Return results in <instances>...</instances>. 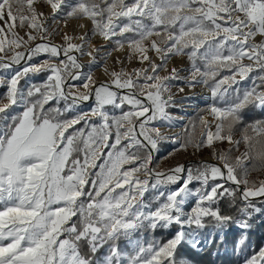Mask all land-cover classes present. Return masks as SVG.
<instances>
[{
    "label": "snow or ice",
    "instance_id": "1",
    "mask_svg": "<svg viewBox=\"0 0 264 264\" xmlns=\"http://www.w3.org/2000/svg\"><path fill=\"white\" fill-rule=\"evenodd\" d=\"M70 20L87 31L55 43ZM124 50L141 67L109 70ZM174 58L187 68L169 69ZM197 86L207 115L181 124L169 109ZM0 87V264H190L182 247L231 223L242 230L233 251L247 248L248 221L264 212V179H249L264 172V0H0ZM164 142L210 149L216 163L158 171ZM237 198L239 220L220 207ZM173 226L166 241L148 238ZM243 264H264V247Z\"/></svg>",
    "mask_w": 264,
    "mask_h": 264
},
{
    "label": "trees",
    "instance_id": "2",
    "mask_svg": "<svg viewBox=\"0 0 264 264\" xmlns=\"http://www.w3.org/2000/svg\"><path fill=\"white\" fill-rule=\"evenodd\" d=\"M46 76L47 73H41L34 76L30 75L32 78L31 81H21V83L26 86L32 83L39 84L46 79ZM206 107L207 105L198 108L195 113L188 116L184 124H187L189 121H195L199 115H204L205 112H201V110ZM177 110L178 109L176 108L172 109L174 113H178ZM259 115L260 114L258 113L253 114L250 118H258ZM161 146L164 149H167L169 144L162 143ZM227 148L228 147L226 146H222L221 150H225ZM189 150L192 149H188L187 151L181 150L180 152L185 153ZM208 152L210 155L212 154V150L208 149ZM179 163L186 164L187 162H184L183 160ZM198 163H200V161H192L188 165H195ZM262 178H264V172H253L249 177L250 180L257 182H259ZM196 186L198 185H192V187ZM237 196L239 197V193ZM254 203H257L258 206L264 208V198H258L254 201ZM192 205V202L189 203L186 206V210L190 209ZM241 206L242 201L239 198H237L235 202V207H233L232 203H230L228 199H224L220 202L222 213L233 216L235 220L243 218L238 211ZM248 222L250 224V228L247 231V248L243 253L237 254L233 251L234 241L241 237L242 230L238 228L235 223H231L220 232H216L211 227L204 230L199 235V239L201 241L200 245L192 247L190 244H185L180 251V256L186 261H190V264H243V260L245 258L257 253L260 248L264 247V212L254 214ZM175 231V226L167 230L157 229L154 233L148 234V238L152 239L154 237L157 240L166 241L174 235Z\"/></svg>",
    "mask_w": 264,
    "mask_h": 264
},
{
    "label": "rangeland",
    "instance_id": "3",
    "mask_svg": "<svg viewBox=\"0 0 264 264\" xmlns=\"http://www.w3.org/2000/svg\"><path fill=\"white\" fill-rule=\"evenodd\" d=\"M43 10L44 11H47V9H43ZM73 21H76V20L68 21L66 27H63L61 25V33L59 35H55L53 37V41L55 43L60 44V43L63 42L62 41V35L65 32L67 34H69V35H76V36H79L83 32H85V30H83L82 28H80V26L75 25L73 23ZM20 35L23 36L24 35V31H20ZM37 42H39V41H37ZM74 42L75 43H80V41L78 39L75 40ZM92 43L95 44L96 46H100L104 42L99 41L98 39H95L94 38L93 41H92ZM107 47H108V50L111 51L112 46L109 45ZM88 50L91 51V48L89 47ZM101 54L103 55V53H101ZM110 57H108L107 62L109 61ZM45 58L46 57H38V58H36V60L33 61V63H38L40 60L45 59ZM89 59L90 58L88 56H84L80 60V62L83 65H85V69H84L85 72L88 70V67L87 66L89 64ZM120 61H124L127 64V67H130L132 69L141 67V65L138 64L135 61V59H133V61L131 63H129L126 58L121 59ZM245 62L247 63V61H245ZM101 63H103V62H101ZM119 66H120V64L117 63L116 64V67H119ZM100 69L101 68H99V67L96 68L95 71H94V73L97 70H100ZM131 70H128V71H131ZM160 74L161 75H165V72H161ZM107 79H108V76H107ZM31 80H32V78L29 76V78L27 79V81H31ZM101 82H103V81H101ZM70 83H74L76 85H79L80 84V81H70ZM175 83L177 84V87H174L173 88V92L174 93L177 92L178 87L184 86V83L182 81L175 82ZM197 88H198V86L195 87V88L185 87V90H184L183 93H179L178 95H176V99L178 101H180L182 98L183 99H182L181 105L178 106V107H175L176 109H178L177 110L178 113H174L172 111L173 108L172 109H169V111L172 113L173 116L183 113V109L186 108V107L182 106L183 103H190V102H194L196 100V97H194V95L191 94V91H194ZM4 92H5V89L3 87H0V96H2L4 94ZM94 104H95L94 98L93 99H90L88 102H85V103H83L80 106L79 111L87 112V111H89L94 106ZM205 105H208V104H203V105L199 106L198 108H200L202 106H205ZM198 108L194 112H191L190 114H187V117L184 119V121L182 122V124H184L186 122L188 116L191 115V114H193V113H195L198 110ZM110 111H111V109H110ZM204 115L206 116V113ZM161 132L164 135L170 136L166 132L164 133V131H161ZM180 132H181V129H180ZM164 143H168L169 144L168 148L167 149H164L161 146L160 147V151L155 154L154 165L156 166V169L158 171H167L168 169H170L172 167H175L177 165H181V163H179V162H181L183 160H184V162L185 161L187 162L186 164L185 163L182 164V165H185V166H187L192 161L216 163V160H215L214 156L212 154L210 155V153L208 152V149H203L200 152H195L194 150H189L188 152L182 153L180 151H175L176 145H174V144H172L170 142H164ZM222 146L229 147V145H227L226 143L225 144H220V145L217 146L218 147V150H221V147ZM241 151H243V148L241 149ZM262 179H264V178H262ZM175 187H178V185L171 186V188H175ZM190 187H192V185Z\"/></svg>",
    "mask_w": 264,
    "mask_h": 264
},
{
    "label": "bare ground",
    "instance_id": "4",
    "mask_svg": "<svg viewBox=\"0 0 264 264\" xmlns=\"http://www.w3.org/2000/svg\"><path fill=\"white\" fill-rule=\"evenodd\" d=\"M73 23L75 25L80 26V24H82V23L86 24L87 22L86 21H78V20H76V21H73ZM89 27H90V25H89ZM83 30L87 31L86 28L83 29ZM95 39H98L99 41H102L99 38H95ZM126 57H127V50L119 51V52L113 51L112 52V56L110 57L109 61L106 64V67L109 70H111L113 68H115L116 70H119L122 67L124 69H126V70H131L132 68L127 67V64L125 62L123 64L119 63L120 66L116 67L117 60L120 61L121 59H124ZM173 66H175L177 68H187L188 65H187V62H186L185 59L174 58L173 60H171L169 62L168 68L170 69ZM182 74H185V73H182ZM94 79L97 81V83L101 82V81H105V80H107V75L104 73L103 69L101 68L100 70H97L94 73ZM191 94H193L194 97H196V100L194 102H190V103H183L182 106L186 107V108L183 109V113L175 115V117H182L183 118L182 120L179 121V123H181V124L184 121V119L187 117V114H190L191 112H194L199 106H201L203 104H209L210 103V101L208 99L209 92L203 86H198V88L196 90L191 91ZM161 131H164V133L166 132L170 136H174V135L180 133V128L179 127L168 128L167 126H165V127L161 128Z\"/></svg>",
    "mask_w": 264,
    "mask_h": 264
}]
</instances>
